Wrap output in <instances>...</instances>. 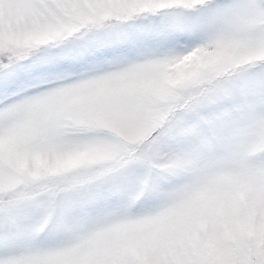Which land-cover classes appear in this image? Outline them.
<instances>
[{
    "label": "snow or ice",
    "instance_id": "1",
    "mask_svg": "<svg viewBox=\"0 0 264 264\" xmlns=\"http://www.w3.org/2000/svg\"><path fill=\"white\" fill-rule=\"evenodd\" d=\"M0 264H264V0H0Z\"/></svg>",
    "mask_w": 264,
    "mask_h": 264
},
{
    "label": "rangeland",
    "instance_id": "2",
    "mask_svg": "<svg viewBox=\"0 0 264 264\" xmlns=\"http://www.w3.org/2000/svg\"><path fill=\"white\" fill-rule=\"evenodd\" d=\"M186 71H187L186 64H177L173 66V68L170 70V79L178 80L183 77Z\"/></svg>",
    "mask_w": 264,
    "mask_h": 264
}]
</instances>
